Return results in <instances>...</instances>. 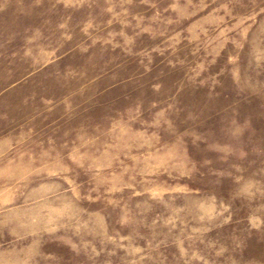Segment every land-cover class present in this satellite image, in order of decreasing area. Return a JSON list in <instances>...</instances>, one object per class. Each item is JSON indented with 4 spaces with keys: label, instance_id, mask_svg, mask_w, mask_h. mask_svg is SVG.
Masks as SVG:
<instances>
[{
    "label": "rangeland",
    "instance_id": "374dc122",
    "mask_svg": "<svg viewBox=\"0 0 264 264\" xmlns=\"http://www.w3.org/2000/svg\"><path fill=\"white\" fill-rule=\"evenodd\" d=\"M0 264H264V0H0Z\"/></svg>",
    "mask_w": 264,
    "mask_h": 264
}]
</instances>
